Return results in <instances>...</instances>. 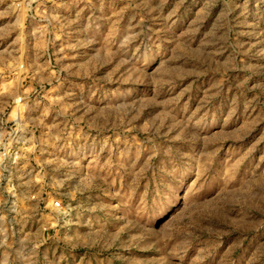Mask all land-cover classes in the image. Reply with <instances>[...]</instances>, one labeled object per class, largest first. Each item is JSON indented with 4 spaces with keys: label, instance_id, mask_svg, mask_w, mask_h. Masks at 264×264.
Segmentation results:
<instances>
[{
    "label": "rangeland",
    "instance_id": "374dc122",
    "mask_svg": "<svg viewBox=\"0 0 264 264\" xmlns=\"http://www.w3.org/2000/svg\"><path fill=\"white\" fill-rule=\"evenodd\" d=\"M0 264H264V0H0Z\"/></svg>",
    "mask_w": 264,
    "mask_h": 264
},
{
    "label": "built area",
    "instance_id": "2783aa9c",
    "mask_svg": "<svg viewBox=\"0 0 264 264\" xmlns=\"http://www.w3.org/2000/svg\"><path fill=\"white\" fill-rule=\"evenodd\" d=\"M261 2H263V0H261ZM56 206H57V204H56Z\"/></svg>",
    "mask_w": 264,
    "mask_h": 264
}]
</instances>
